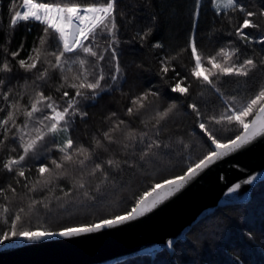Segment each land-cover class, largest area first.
Wrapping results in <instances>:
<instances>
[{
	"label": "snow or ice",
	"instance_id": "obj_1",
	"mask_svg": "<svg viewBox=\"0 0 264 264\" xmlns=\"http://www.w3.org/2000/svg\"><path fill=\"white\" fill-rule=\"evenodd\" d=\"M208 3L212 34L230 39L205 55L202 0L160 5L170 16L186 13L182 46L158 38L154 0H8L6 14L0 0V245L129 225L264 141V0ZM129 45L142 59L122 63ZM184 53L194 63L182 76L176 62ZM144 71L154 82L140 88L134 77ZM97 106L100 125L77 138ZM240 189L235 184L228 195ZM107 205L111 213L90 223L47 226ZM211 230L226 231V220Z\"/></svg>",
	"mask_w": 264,
	"mask_h": 264
},
{
	"label": "water",
	"instance_id": "obj_2",
	"mask_svg": "<svg viewBox=\"0 0 264 264\" xmlns=\"http://www.w3.org/2000/svg\"><path fill=\"white\" fill-rule=\"evenodd\" d=\"M256 177L252 184L247 179ZM264 182V141L213 166L198 182L154 213L117 229H106L71 240L55 238L37 244L14 241L0 247V264H122L150 257L185 241L190 231L219 208L245 205L253 189ZM240 184L237 193L228 195ZM173 242V248L167 242Z\"/></svg>",
	"mask_w": 264,
	"mask_h": 264
},
{
	"label": "trees",
	"instance_id": "obj_3",
	"mask_svg": "<svg viewBox=\"0 0 264 264\" xmlns=\"http://www.w3.org/2000/svg\"><path fill=\"white\" fill-rule=\"evenodd\" d=\"M154 2L162 20L161 31L157 34L158 38L166 44L171 40L173 45L182 46L188 32L186 13L177 11L174 16H170L166 10L160 8V5L170 3L181 9L185 5L191 7L192 0H154ZM17 3H20V0H17ZM202 3L204 8L200 22L201 31L198 33V46L205 55H208L214 53L220 44L230 38L226 36L217 37L212 34L214 10L208 0H202ZM7 4L8 0H4L5 14ZM216 19L218 20V18ZM217 27H219V24H217ZM23 35V30L17 32L16 41H19ZM35 35V31L28 35L29 43ZM13 46H15V42ZM140 59H142V53L138 50V46L129 45L126 47L122 63H129L133 60L139 61ZM176 63L177 70L183 76L187 74L188 69L194 62L191 60L189 53H184ZM169 75L171 76V73ZM132 78L133 74L130 72V80ZM134 78L140 88L154 82V77L148 71L135 74ZM234 87L235 85L227 86L229 91ZM169 95L171 97L179 96L178 93H169ZM104 103H111V99L102 102V104ZM88 111L90 113L89 122L80 125V130L76 133L77 138L81 140H84L85 133H90L100 125L101 118L104 115L102 106L89 108ZM2 156L3 153H0V157ZM3 175V173H0V184L4 182ZM113 207V205H107L94 210L79 211L72 216H64L47 226L59 229L65 225L90 223L110 214ZM222 219L227 222V230L213 234L211 226ZM33 226H35V220ZM252 234H254V238L249 239ZM12 242H6V244ZM262 242H264V182L253 189L248 204L219 208L214 214L202 220L190 231L185 241L176 243L172 254L164 251L157 255L154 260L150 257H140L122 264H230V261L237 257H239L240 264H264V244ZM2 246L0 245V247Z\"/></svg>",
	"mask_w": 264,
	"mask_h": 264
}]
</instances>
